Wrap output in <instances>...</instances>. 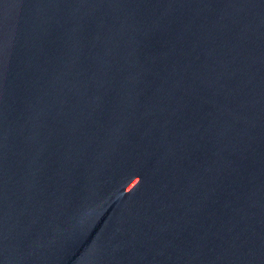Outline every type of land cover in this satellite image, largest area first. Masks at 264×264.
<instances>
[{
  "label": "water",
  "instance_id": "1",
  "mask_svg": "<svg viewBox=\"0 0 264 264\" xmlns=\"http://www.w3.org/2000/svg\"><path fill=\"white\" fill-rule=\"evenodd\" d=\"M0 264H264V0H0Z\"/></svg>",
  "mask_w": 264,
  "mask_h": 264
}]
</instances>
